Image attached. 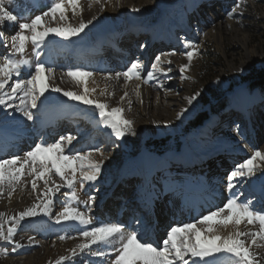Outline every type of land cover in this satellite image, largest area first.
<instances>
[{"label": "bare ground", "instance_id": "obj_1", "mask_svg": "<svg viewBox=\"0 0 264 264\" xmlns=\"http://www.w3.org/2000/svg\"><path fill=\"white\" fill-rule=\"evenodd\" d=\"M10 1L14 2L10 8L6 4V7L10 11L14 13L22 12L24 16H29L30 18H34L35 15H41L44 11L48 10L49 6L47 0H8V2ZM225 1L228 6H230V3H234L233 0ZM153 3L158 11V18L146 24L145 21L147 18L152 17L154 8L149 5L150 3L148 4V0H102L101 4H96L93 0H80V7L83 11L78 15H73L69 6L67 10L68 23L72 26H78L81 19L85 22L91 20L93 17H96V19L77 37L63 39L55 35H49L45 39V41L49 42V47L55 45L52 48V52L48 55L49 59L43 63L45 67L54 69L52 76L46 77L49 88L55 86L54 83L62 79V76L65 77V73L72 70L75 67L74 65L81 64L82 69L94 72L92 77L87 78L89 99L106 103L109 105V108L120 107L124 109L123 116L125 113L124 118H126V114L130 110H134L136 104L134 99L135 96H138V107L144 113V117L147 120L144 126L141 127L144 137H158L168 131L179 130L186 120L197 113L200 107V96L197 100L193 101L192 105L187 104L186 97L192 96V94L190 93L188 84H183L181 78L182 75L185 76V72L183 74L180 72L181 66L189 63L185 56V53L189 49L184 47V43L188 41L199 45L203 40V36L201 37L203 35L202 32L207 30L210 38L217 41L220 45L222 37L217 29L223 25L224 16H215L214 12L217 10L219 11L218 13H222L225 8L210 9L209 11L212 13L204 10L202 17H197L198 19L195 20L197 24L194 23V20L189 19V15L193 14L194 17L195 8L202 5L204 3L203 0H154ZM134 7L139 8L140 11H131ZM124 21L130 23V26L127 28L125 34H121L117 27ZM45 23L53 27L64 26V22L59 20V14H57L55 21L51 17H48L45 19ZM1 28H7V33H9L10 37L19 30L18 23L12 25L5 23ZM54 39L59 43H53ZM138 39H147V43L149 44L139 49V43L135 44V40ZM71 40H76L81 46L69 47ZM90 40L94 44L93 47L89 45ZM121 43L125 46L121 47ZM242 44L244 45L245 43ZM65 48L69 49V59L72 62L67 60L65 56H61V50ZM155 48L156 50L153 51ZM133 50H136V53ZM100 51H102V54L97 55ZM154 53L156 56L161 57L159 67L163 71L154 72L153 79L149 80L147 73L153 71L151 65ZM166 53H175V55L166 56L164 55ZM136 54H138V58L139 56L141 57L139 59L141 61V79H133L125 83L127 96L124 98L126 101L125 106H123L124 101L121 100V97L124 94H118L119 90L117 91V89L119 83L124 78L115 79V75L116 73L126 71L131 63L135 62L136 58L134 55ZM3 55L11 56V47L5 51H0V59H2ZM59 56L60 58L62 57L60 62L65 60L64 63L55 62ZM169 60L171 61L170 64L167 62ZM195 61L194 57L190 65ZM111 62L114 63L110 64ZM115 62H117L116 65ZM169 67L174 68L172 70L173 73L171 72L174 75L173 80L169 78L170 71H167ZM245 67L246 65L243 63L239 67V70H244ZM32 73L33 71L30 70L20 71V75H13L8 84L11 85L16 80H27ZM68 80L74 83L75 88L67 91H74L78 94L83 92L84 85H76L77 82L71 77ZM152 83L156 84V86H148L152 85ZM137 86H139L138 89ZM179 89L181 91L178 93ZM137 90L139 91V95H137ZM5 92H10V88H6L0 92V96H4ZM101 92L104 95H101ZM110 93H114V95H109ZM256 99L257 97L252 98L243 87L234 100V103H237L239 109H241L240 112L238 111V114L245 115L249 105L256 101ZM8 104L11 106L0 105V159L11 158L13 156L23 158L25 153L32 150L38 143L51 144L58 141L61 136L68 134L73 136L78 135V138L75 137L70 145L65 143L66 154L71 155L97 148L102 149L105 157L100 175L101 178H99L104 183L92 187V184L86 182L84 187L81 188L78 171L77 181L72 189L64 186L56 194L59 192L70 193L77 188L82 193L85 191L90 192L89 196L94 195L96 199L87 211L94 217L97 226L119 223L125 225L129 230L131 228L139 229L141 238L148 240L154 246H162V241L166 238L167 232L171 227H182L185 224L193 222V220L197 221L203 215L208 214L209 211L222 207L227 201V198L225 199L223 195V192L226 191L227 175L239 163L248 159L250 149H255L264 141L262 125L249 122L247 117H245L246 115L244 116L247 129L245 138L238 136L235 131L236 128L233 127L237 117L232 120L222 121L221 124L219 123V119H215L205 128L193 133L190 136L191 138L186 140L180 153L168 154L164 160H160L146 151L130 158L128 150L123 148L120 157L122 162L117 163L118 172L116 173H121V175L117 176L116 180L108 182L105 171L109 165L116 163L118 160L117 154L113 151L118 139L112 135L110 129L105 128L100 123L98 111L94 106L69 100L61 93L47 91L38 101V107L32 110L34 114L33 120H28L23 113L17 110V107L20 105L19 99L15 101L9 100ZM173 107L175 110H171ZM184 108H187L188 111L180 119H177V113ZM161 110L164 113L157 112ZM75 119L77 121L73 128L72 122ZM214 123H218V127L213 131ZM262 123L264 126V121ZM119 140L118 142H120ZM195 141L202 144L219 141L225 142L227 146H230L231 150L229 151L233 153H228L226 158L222 156V158L213 160L212 166L207 167L205 157L223 151L218 149L211 154H207V152L201 154L202 151H199V149L197 152L193 149L197 143ZM93 158L95 160L101 159L98 154H94ZM228 162H233L234 165H229ZM216 164L219 166L213 167ZM27 171L28 169H25L26 173ZM184 171L187 173L193 171L196 176L188 174L186 179H184L185 181H177L180 176L184 175ZM66 175L70 177L71 174L66 173ZM32 179L33 177L25 175L11 199L8 198L6 192L4 196H0V212L5 213L7 217H12L37 202V196L45 191V189L43 182L37 181V188H41L40 191L35 192L31 196L26 195V190H32ZM131 179L132 182H136L137 187H132ZM56 183L62 184L63 182L59 183L58 180ZM119 183H121L125 193H128L127 195L124 196L116 193V186ZM239 183L241 182L239 181L234 189L237 190ZM257 187L255 186V188ZM234 189L231 194L239 201H243L242 198L247 193L243 192L239 194ZM261 191H259L260 194H262ZM133 193L135 194L131 198L132 196H129V194ZM56 194L49 208V215L41 214L31 217L27 221L28 224L25 223L24 226H18L14 240L22 244L23 247L16 252L11 251L14 255L11 262L13 264L36 263L37 257L41 255L44 260L43 264H58L61 257L66 258L63 264H108L110 260L108 254H105L103 257L93 256L90 251L78 253L76 256L71 254L70 249L75 248L81 242V239L74 240L70 236L71 232L76 231L69 225L70 223L66 222V225L65 223L59 224L60 226L56 229L50 228V224L56 220L57 214L62 211L61 209L54 215V206L56 204L61 205L62 203L59 198L60 196ZM140 197H143L145 201H143V204L146 203L145 212L141 211L142 207L137 203V199ZM165 197L171 201L170 204L163 202L166 199ZM150 198L153 199V204H149ZM175 198H179L180 204L176 203ZM112 200L119 202L115 214L110 209H112L111 207H115L117 203ZM131 204L138 206L135 212L138 219L134 223V226L132 222H127L124 218L127 214L125 207ZM251 206L253 207V203ZM140 213H145L146 217L142 214L138 216ZM39 219H44V221ZM137 221H140V223L138 224ZM37 223H40L38 228L36 227ZM79 227L80 229L84 228L80 224ZM198 227L202 226L198 225ZM242 229L244 228H239V230ZM235 230L234 225H229L219 228V234L226 237ZM242 231H250V228L246 226ZM60 236H65L66 239L60 240ZM32 237L35 239L33 242H30V238ZM37 238H40L39 241ZM112 242L119 241L114 239ZM92 248L103 251L104 247L102 244H98L93 245ZM185 259L188 260L189 264H192L194 258L189 256ZM195 259L196 264L203 262L198 258ZM208 259L212 261L215 258ZM22 261L23 263H21ZM232 261V257L227 254H221L219 259H215V264H232ZM177 264H182V262L178 261Z\"/></svg>", "mask_w": 264, "mask_h": 264}, {"label": "snow or ice", "instance_id": "obj_2", "mask_svg": "<svg viewBox=\"0 0 264 264\" xmlns=\"http://www.w3.org/2000/svg\"><path fill=\"white\" fill-rule=\"evenodd\" d=\"M96 4H101L102 0H93ZM70 6L73 15L82 13L80 0H52L47 11L41 15H35L34 18L26 17L22 12L14 13L6 7V0H0V26L5 23L9 25L18 23V31L11 36L12 55H5L0 63V92L10 88V92H5L0 96V105L9 107V100L19 99L20 105L17 110L23 113L28 120H33V109L38 107V101L47 91L61 93L69 100L78 101L84 105L94 106L98 111L100 123L105 128L111 130L116 139H122L127 134H134L133 122L124 118V109L120 107L109 108L106 103H101L88 98L89 89L87 87V78L94 74L91 71L81 69L69 70L65 73L78 84L84 85L83 92L78 94L74 91H65L59 87L49 88L46 77H51L54 69L45 67L43 63L35 65L34 72L27 80H16L9 85L8 81L13 75L19 76L21 69L29 64V61L23 59L27 46L31 43L33 46L42 44L49 35H55L63 39H70L79 36L96 17L84 21L81 19L78 26H72L68 23L67 10ZM240 4L236 5L239 8ZM131 11L139 12V8H132ZM235 9L228 13V17L233 18ZM59 14V20L64 22V26L53 27L45 23V19L51 17L56 20ZM5 33L0 30V39H3ZM5 46H8L7 43ZM144 47V45H141ZM184 47L189 49L186 53V59L189 62L182 65L180 72L183 74L189 68L192 60L198 54V48L191 42L185 41ZM166 56L175 55V53H166ZM17 57V58H13ZM169 64L171 61H167ZM161 57H155V63L152 64L153 71L147 73L149 80L153 79L154 72L163 71L159 67ZM140 62L137 60L131 63L126 71L116 73L115 79L124 78L125 83L136 79H141ZM167 71H171L168 68ZM244 70L240 69L242 73ZM111 78V77H109ZM182 79H187L181 76ZM146 82V81H145ZM162 87V85H161ZM139 86H137V89ZM93 91H95L93 89ZM104 95L103 92L100 93ZM109 95H114L110 93ZM137 95L139 91L137 90ZM127 92L121 97L123 100ZM200 93L186 97L187 104L192 105L197 100ZM5 97H7L5 99ZM184 108L177 113V119L187 112ZM237 135H242L239 126L235 129ZM75 136L68 134L61 136L60 139L51 144L38 143L34 148L25 153V156H13L11 158L0 159V196L5 192L9 199L20 185L25 175L33 177L31 181L32 191H37V181L43 182L45 191L40 193L31 207L18 212L15 216L7 217L5 213L0 212V241L12 245L11 251L16 252L23 247L22 244L14 240L17 228L20 222L26 218L36 217L38 215H49V208L53 203V197L61 187L72 189L77 181V172L79 171V185L84 187L85 183L95 184L101 175L105 153L102 149H94L77 154H66L65 143L71 144ZM94 154H98L101 159L95 160ZM258 162H264V152L258 149L253 151V155L244 162L239 163L226 177V191L232 192L236 184L242 178H251L256 175ZM25 169H28L27 173ZM70 173V177L66 175ZM58 177L62 184L56 183L53 177ZM7 190V191H6ZM69 198L77 200L75 191H71ZM96 197H89V207L95 202ZM62 221H76L80 225H90L92 219L86 212L80 211L71 205H65L56 216V223ZM246 222L247 225H259L258 231H240L239 225ZM139 224L140 221H137ZM198 225L202 227H198ZM235 225L236 230L229 233L226 237L219 234V228ZM81 242L75 248L70 249L73 256L78 253L90 251L91 255L103 257L105 253L92 248L93 245H111L112 241L118 240L119 244L113 245L116 255L113 264H189L186 257H192V264H196V259L203 261L204 264H215V259H219L221 254H227L234 258L233 264H264V257L252 250L253 246L264 247V212L256 211L251 202L242 203L235 196H231L223 204L208 214L203 215L195 223L185 224L182 227H171L167 232L166 238L162 241V246H154L148 240L141 238L139 229L129 230L125 225L119 223H109L99 227H92L80 231ZM30 238V242L34 241ZM60 240H65V236H60ZM262 242V243H258ZM3 254L7 255L9 249L4 248ZM208 258H215L210 261ZM65 257H61L58 264H63Z\"/></svg>", "mask_w": 264, "mask_h": 264}, {"label": "rangeland", "instance_id": "obj_3", "mask_svg": "<svg viewBox=\"0 0 264 264\" xmlns=\"http://www.w3.org/2000/svg\"><path fill=\"white\" fill-rule=\"evenodd\" d=\"M203 1L205 2L207 0H203ZM153 2H154V0H148V4L150 3L149 5H151L154 8H153V14L151 15L152 17L147 18L145 21V24L150 23L151 21H153V19L155 20L158 18V11L156 10V7H155ZM233 2L234 3L229 4L230 6L227 5L229 9L222 6L226 9L225 10L226 12L215 14L216 16H218V15L224 16L223 25L220 26L221 28H218L219 30L217 29V31H219L221 33V37H222L221 44L219 45L217 43V41H214L213 39H211L207 30L202 32L203 35H201V37L203 36L202 37L203 40L201 41V43L199 45L194 44L198 48V54L195 56L196 61L194 63H192V65H190L189 68H187L185 70V77H187V79H182L183 84L184 83L188 84L190 93L192 95L197 93V92H200V107H199L197 113L194 116H192L190 119L186 120L183 123V126L179 130L168 131V132H166L163 135L158 136V137H153V136H145L144 137L141 127L144 126V124L147 122V120L144 117V113H142L141 109L138 107L139 106V101L137 100L138 96H135V99H134L136 102L135 108L133 111L130 110V112H128L126 114V118L133 122L134 134H131V133L127 134L124 138L121 139L122 145L120 147L117 146V147L113 148L114 153L117 154L118 160L116 161V163L109 165L107 167V170L105 171V175L108 178V182H112V181L116 180L117 176L121 175V173L120 174H116V173L118 172L117 163H119L121 161L120 157L122 155V149L123 148L124 149L126 148L128 150V155H130V158L135 157L137 154H140L143 151H146L149 154L158 157L160 160H164L168 154L180 153V151H181L183 145L185 144L186 140L190 139L191 138L190 136L193 133H195L196 131H198L199 129L201 130V129L205 128L209 123H212L213 120L219 119V123L221 124L222 121L220 120V116H223L222 117L223 119H225L226 117L231 116V115L233 116V114H235L234 113L235 110H231L229 108L231 105L233 106V104H234L233 102L235 100V97L238 96V93L240 92V90L243 87H244V89L247 90V92L250 94V96L252 98H254L258 95L264 96V0H233ZM47 3L50 6V4L52 3V0H47ZM6 4L10 8V6L12 4H14V2H11V1L8 2V0H6ZM203 4L204 3H202V5ZM237 4H240L239 8H236ZM204 5H206V4H204ZM222 7H221V9H222ZM203 8H207V7L203 6ZM215 9H216V7L212 8V10H215ZM233 9H235V12H234L233 18L230 19L228 17V13L230 11H232ZM174 11H175V9H174ZM208 12L212 13L209 10H208ZM191 15L193 16V14H191ZM26 17H29V16H26ZM145 24H144V26H145ZM129 26H130V23H128L127 21H124L123 23L119 24V26L117 28L121 34H123V33L125 34L127 32V28ZM1 27H3V26H0V28ZM54 40H52V41H54L53 43H59L56 39H54ZM244 40H246V42H244ZM48 43L49 42L45 41L42 44H40L39 46H33L31 43L28 44L27 50L24 53L23 59H26L27 61H29V64L24 66L21 69L22 72L27 71V70L34 72L35 65L37 63H44V61L49 59L48 55L52 52V48L55 47V45H53L52 47H49ZM136 43H139L138 44L139 49H142L146 45L149 44V43H147V39H143V40L138 39L135 41V44ZM242 43H245L244 44L245 46ZM89 45H92L91 47L94 46V44L91 40L89 41ZM141 45H144V47H141ZM73 46L79 47V46H81V44L79 42H77L76 40H71L69 47H73ZM41 47H43V48H41ZM136 50H133V51L136 53ZM154 50H156V48L153 49V51ZM3 56L1 58H3ZM134 57L136 58L135 61L138 60L141 64V61L139 60V59H141V57L139 56V58H138V54L134 55ZM155 57H156V55L154 53V56L152 58L153 63H155ZM13 58H17V57H13ZM1 60L2 59H0V63L2 62ZM62 63H64V62H62ZM243 63L246 65V67H245L244 71L241 73L239 70V67H241V65ZM72 64H74V63H72ZM74 66L75 67L72 70H76V69L84 70V69H82L83 67L81 64H76ZM169 68H171L169 78L171 80H173L174 75L172 74L173 73L172 70L174 68L173 67H169ZM92 73L94 74V72H92ZM63 77L64 76H62V79L57 80L54 83L55 87H59L65 91L73 90L75 88L74 83L72 81L69 82V80H68L69 77H66V76L64 78ZM64 81L66 82L67 85L65 84ZM76 85H80V84L77 83ZM148 86L154 87V86H156V84L152 83V85L150 84ZM125 87H126L125 81L123 80L119 83V87L117 89V91L119 90L118 94H122V93L124 94L125 93ZM155 91H157V90L155 89ZM180 91L181 90L179 89V91H177V92L179 93ZM152 93H153V91H152ZM123 101H122L123 106H125L126 100L123 99ZM260 102H261L260 97H257L256 101L252 102V104L249 105L248 110L245 113L246 116L243 115V119L245 117H247V120L249 122L258 123L260 126L262 125L261 128L263 129L262 132L264 133V126L262 123V121H264V116H261L262 118L260 117L256 121L252 120L251 116H250L251 115V111H250L251 107L254 105H256V106L259 105ZM260 106L264 107V103H262ZM237 108L238 107H235V109H237ZM171 110H175V108L173 107ZM157 112L158 113H164L163 110L157 111ZM124 116H125V113H124ZM198 116H200V117L205 116L207 123L205 122L206 123V124L204 123L205 125L202 124L199 127V129L194 131V130H192L191 124L195 120V118H197ZM235 121L237 123L238 117L236 118ZM74 123H76V120L74 121ZM236 123L233 126L234 128L237 127ZM243 123L246 126L245 121H243ZM217 124L214 123L213 129H212L213 131L216 127H218ZM215 125H216V127H215ZM73 128H74V126H73ZM239 129H240V132L242 133V135H239V136L241 138H245L246 133H247V129L244 130L243 128H241V126L239 127ZM75 137L78 138V135ZM152 142H154V143L165 142V145L164 146H162V145L160 146L157 144L150 145V143H152ZM195 142H197V141H195ZM193 149H195L194 151H196V152L199 149V151H202L201 154L203 152H207V154H211V153L215 152L216 150L220 149L223 151L221 153L224 154L223 156L225 158H226V155H228V153H233V152L229 151V150H231L230 146H227V144L225 142H220V141L219 142H208L205 144L197 142L194 145ZM255 149H258L261 152H264V141H263V143L258 145ZM255 149H250V151H249L250 156L249 157H251L253 155V151ZM224 157H223V159H224ZM258 165H259V167H258V170L256 172V175L251 177V178L245 177V178L240 179L239 181L241 183H239V187L237 188V190L234 189L239 194L240 193L242 194L243 192L247 193V195H245L244 198H242L243 201H240L242 203L251 202L248 194H249V191H251L253 188H255V186L256 187L257 186L258 187L264 186V162H258ZM215 166L216 165H214L213 167H215ZM188 174H190V175L192 174L194 177L196 176V174L193 171H189V173H186V174L184 173V175L180 176L177 179V181H179V182L185 181L184 179H186V176H188ZM100 178H98V180L95 182V184H92V187L102 185L104 183L102 181V179H100ZM53 179H55L56 182L59 180L58 177L56 179L55 176L53 177ZM131 182H132V179H131ZM59 183H61L60 180H59ZM131 184L133 186L134 182H132ZM121 186H122L121 183H119L116 186V193L117 194H121V192H122ZM37 189H38L37 191H40L41 188L40 189L37 188ZM73 191H75L77 194V197H78L77 200H71L69 198V195H66V194H70V193H60L59 192L56 194L57 196H60L59 198L61 199L60 201L62 203H61V205L56 204L54 206V208H53V212H55L54 215H56L57 212H59L61 209H63V207L65 205H71L73 207L78 208L80 211L86 212V214L91 217L92 223L90 225H87V226L83 225L84 228L80 229V227L78 228L79 223H77L76 221H73V222L72 221H62L61 223H56V220H54L50 224V228L53 227L54 229H56L62 223H65V225H66V222H68V223H70L69 225L73 229L76 230V231L71 232L70 236L74 240H80L81 239V237H80V231L81 230L90 229L92 227H99V226L96 225L94 217H92L91 214L89 213V211H87V210H89L88 208H89V197H90L89 193L90 192L85 191L82 193V192H80L79 188L74 189ZM26 192H27L26 195L28 194V196H31L35 193V192H32V190L31 191L26 190ZM121 195H123V194H121ZM223 195H224L225 199L226 198L228 199L229 197L233 196L231 194V192H228V191L223 192ZM129 196H131V195L129 194ZM131 198H133V197H131ZM164 200H163V202H166V200L165 201ZM115 202H116V200H115ZM116 203H117L116 206L111 207L112 209H110V210H112L111 212L113 214L116 213V207H117L119 202H116ZM253 208L256 211H260L255 207H253ZM260 212H264V211H260ZM125 217H126V215H125ZM29 220H30V218H26L25 220L21 221L22 223L20 222V225L24 226L25 223L28 224L27 221H29ZM39 220L44 221V219H39ZM195 221L196 220H193V222H191V223H194ZM245 225L250 228V231H258L259 230L258 224L257 225H247L246 222L241 223V225H239L238 227L245 229L246 228ZM39 226H40V223L39 224L37 223L36 227L38 228ZM234 227L236 228L237 226L234 225ZM244 229H242V230H244ZM242 230H240V231H242ZM39 239L37 238L38 241H39ZM258 243H262V242L258 241ZM117 244H119V242H112L111 245H103V247H104L103 252L105 254L109 255L110 260H109L108 264H113V260H114L115 255H116V252H115L113 245H117ZM11 247H12V245L7 244L4 241H0V264H13L11 261H12V258L14 257V255L11 252ZM4 248L9 249L7 255L3 254L2 250ZM108 250H110V251H108ZM252 250L257 252L260 257H264V247L253 246ZM19 258H21V257H19ZM37 258H36L37 259L36 263H30V264H38V263L43 264L44 263V260H43L41 255H39V257H37ZM22 260L24 261V259H22ZM41 260H43V261H41ZM233 260H234V258H233ZM23 261L21 263H23ZM231 263L233 264V261Z\"/></svg>", "mask_w": 264, "mask_h": 264}, {"label": "trees", "instance_id": "obj_4", "mask_svg": "<svg viewBox=\"0 0 264 264\" xmlns=\"http://www.w3.org/2000/svg\"><path fill=\"white\" fill-rule=\"evenodd\" d=\"M206 119V117L204 116V117H200V116H198L197 118H195V120L192 122V124H191V127L192 128H197V127H199V125H201L203 122H204V120ZM154 144H157V145H162V146H164L165 145V142H162V143H154V142H152V143H150V145H154Z\"/></svg>", "mask_w": 264, "mask_h": 264}]
</instances>
